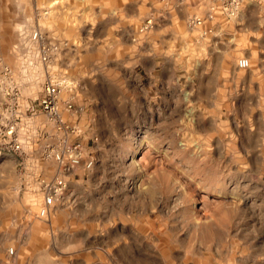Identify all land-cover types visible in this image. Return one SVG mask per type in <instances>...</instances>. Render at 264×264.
I'll return each instance as SVG.
<instances>
[{"label": "rangeland", "instance_id": "374dc122", "mask_svg": "<svg viewBox=\"0 0 264 264\" xmlns=\"http://www.w3.org/2000/svg\"><path fill=\"white\" fill-rule=\"evenodd\" d=\"M250 1L235 27L188 0H0V264H264V0ZM35 28L46 64L24 55ZM46 74L76 82L63 127L34 99ZM66 140L81 148L68 172Z\"/></svg>", "mask_w": 264, "mask_h": 264}, {"label": "built area", "instance_id": "2783aa9c", "mask_svg": "<svg viewBox=\"0 0 264 264\" xmlns=\"http://www.w3.org/2000/svg\"><path fill=\"white\" fill-rule=\"evenodd\" d=\"M245 1L246 0H210L208 18H212L215 10L221 7V10H223L227 16L236 18L240 14L241 7ZM204 22L205 19L203 16L191 15L190 18H188V25L191 28H197V26L202 25ZM153 25L154 20L152 17H149L146 21V24L142 28L150 29L153 27ZM22 37L24 40L28 41V45L27 42L25 43L26 47H28L27 51H24V55H26L27 59H30L32 54H35L38 57L40 63L44 62L46 64L52 59L54 49L48 45L47 37L44 32L35 28L28 30V32H23ZM36 44L38 47H36L37 51L32 50V45L35 46ZM237 64L240 68H247L250 65V61L248 58L243 56L238 59ZM27 68L29 69H27L26 72L31 73L30 78L40 76V69H35L32 67V60H29ZM57 75L58 74H46L45 76L42 75V88L39 95L34 99L37 100L36 104L39 106L41 113H43L47 119H50L52 122L63 127L67 123L68 119L77 114L74 105L76 106V97L78 96L74 91L76 87L75 80L69 79L64 75ZM28 104V107H30L32 102L30 101ZM18 128L19 126L16 123H12L4 130V135L9 139V147L14 151H21L24 148L23 142L19 138L20 135L18 133ZM25 131H30L28 126L25 128ZM71 131L73 133H77V128H75V130L71 128ZM65 145H67L68 148H66L64 152L67 153L62 155L60 151H58L55 154V158L59 163H61L60 165L62 168H64V172H68L78 168L81 165V152H76L81 148L77 149L71 144L68 146L69 140L65 141ZM92 165L93 161H89L86 162L84 166L85 168L90 169ZM66 186L67 184L65 182V178L61 176L55 177L52 182L48 181L45 184V192H43L42 197L44 205L41 207L38 214L45 216L48 213V207L54 203L58 194H62Z\"/></svg>", "mask_w": 264, "mask_h": 264}, {"label": "crops", "instance_id": "0c3cea01", "mask_svg": "<svg viewBox=\"0 0 264 264\" xmlns=\"http://www.w3.org/2000/svg\"><path fill=\"white\" fill-rule=\"evenodd\" d=\"M251 1L250 0H246L244 3H243V5H242V7H241V13L245 10V9H247V8H249L250 6H251ZM187 5L189 6H187V8H196V7H200V8H203L204 10H205V13L206 12H208V10H209V6H210V0H188V2H187ZM261 8H263V10H264V1L261 3ZM218 13V12H217ZM241 13H240V15H241ZM239 15V16H240ZM238 16V17H239ZM217 17L218 16H215V19L213 20L214 22H213V24L211 25V26H208V23H210L211 21H207L202 27H200V30H201V32L203 31V36L202 37H205V38H208V39H211L210 37H212V35L213 34H211L210 33V27H213L214 28V24L215 23H218L219 21H216L217 20ZM238 17H236V18H231V19H225V22H223V23H228V24H230V25H234L235 27H236V25H237V21H238ZM222 23V24H223ZM210 25V24H209ZM220 27H221V24L219 25ZM221 29V28H220ZM208 30H210V31H208ZM222 31V30H221ZM200 32V31H199ZM205 32V33H204ZM218 33H220V32H218ZM248 68V67H247Z\"/></svg>", "mask_w": 264, "mask_h": 264}, {"label": "bare ground", "instance_id": "6f19581e", "mask_svg": "<svg viewBox=\"0 0 264 264\" xmlns=\"http://www.w3.org/2000/svg\"><path fill=\"white\" fill-rule=\"evenodd\" d=\"M36 78H37V77H33V82H36V81H35ZM35 84H36V83H35ZM29 201H34V199L30 197V200H29ZM34 204H35V203H34ZM32 205H33V203H32Z\"/></svg>", "mask_w": 264, "mask_h": 264}]
</instances>
